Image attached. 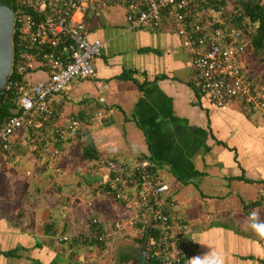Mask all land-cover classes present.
<instances>
[{"label":"crops","instance_id":"crops-1","mask_svg":"<svg viewBox=\"0 0 264 264\" xmlns=\"http://www.w3.org/2000/svg\"><path fill=\"white\" fill-rule=\"evenodd\" d=\"M246 2L264 9V0ZM225 3L238 8L234 0ZM84 24L88 41L103 42L92 64L94 80L105 88L73 80L62 110L98 111L101 122L80 125L56 144L53 160L22 142L11 161L0 159V253L19 249L14 263L0 254V264L22 258L35 264L48 250L54 259L57 248L63 256L55 236L62 228L74 235L89 216L109 231L120 223V236L128 214L108 192L106 173L94 175V168L106 160L130 167L140 159H149L153 176L169 185L173 231L188 250L183 264L209 249L221 252L226 264H264V240L247 219L256 210L264 221V118L236 102L218 110L197 95L189 54L170 23L128 30L123 10L112 6L89 9ZM246 38L244 71L264 99L263 67L252 61Z\"/></svg>","mask_w":264,"mask_h":264},{"label":"built area","instance_id":"built-area-1","mask_svg":"<svg viewBox=\"0 0 264 264\" xmlns=\"http://www.w3.org/2000/svg\"><path fill=\"white\" fill-rule=\"evenodd\" d=\"M12 33L15 34L11 68L20 77V86L7 81L14 111L0 123V159L6 158L21 142L53 160L56 144L65 141L80 125L100 124L98 111L83 116L64 113V95L73 80H91L97 90L105 88L94 80L93 59L103 42L88 41L84 20L89 9L120 7L128 30L159 29L170 23L190 57V66L199 94L216 109L239 103L264 118V99L247 76L242 63L245 52L246 17L225 0H10ZM18 48V50H16ZM16 50V52H15ZM15 53V59H14ZM13 61V62H12ZM10 68V70H11ZM11 72V71H10ZM38 79H25L26 76ZM102 102V98H97ZM49 148V149H48ZM148 159L132 166L112 160L98 163L94 175H107L112 198L126 210L125 223L136 227L149 216L156 239L146 238L151 264H183L187 248L174 233L167 200L169 185L152 178ZM109 231L89 216L85 227L72 237L82 242L105 244L115 237L117 223ZM58 240H65L61 236Z\"/></svg>","mask_w":264,"mask_h":264},{"label":"trees","instance_id":"trees-1","mask_svg":"<svg viewBox=\"0 0 264 264\" xmlns=\"http://www.w3.org/2000/svg\"><path fill=\"white\" fill-rule=\"evenodd\" d=\"M0 4L8 7L9 9L11 8V3L10 0H0ZM241 7V6H240ZM240 13L243 14L247 21L244 25V35L245 37L247 36V38L249 39V45L253 48V50L257 51H262L263 52V60H264V9L259 7L258 4L256 3H250V2H246L242 5L241 8H238ZM250 29V32H249ZM252 29V31H251ZM12 42L14 44V40H15V34H12ZM246 38V39H247ZM18 50V48L16 49ZM15 50V52H16ZM14 59H15V53H14ZM13 62V61H12ZM14 69V65L11 68V72L10 75L7 79V81H11L13 83H15L16 87L20 86L21 81L20 77L18 75H16ZM202 96L201 94H197ZM11 95L9 94L8 90L4 91V97L2 99V101H0V123H2L7 117H9L13 111L16 110L15 106L11 103L10 101ZM87 152V156H90L88 153V150L86 149L85 153ZM11 152L9 154H7V160L11 161V159L13 158V156H11ZM11 156V157H10ZM6 160V161H7ZM149 160V159H148ZM150 162V160H149ZM151 165V162H150ZM151 169V167H150ZM152 173V172H151ZM152 178L155 182L157 183H161V182H165L162 180H158L155 176H153L152 174ZM107 190L108 192L112 195L111 189L110 187L107 185ZM167 200H169L168 198H166ZM149 217V216H148ZM70 222L66 223L65 225L69 224ZM63 230H61L56 236L54 241L56 243L59 244V246H61L63 249H65V245L66 249H70L72 248L73 245L77 246V245H92L93 242H82L72 236H69V234H71L70 231H66V228H62ZM136 230H138L139 235L138 237L134 240V242L136 243H143L144 239H149L150 242H154L156 239V231L151 227V222L149 219V223L148 224H143L140 222L139 224L136 225ZM147 233V236H146ZM76 235V233H74ZM58 236H66L65 240H58L56 239V237ZM146 237V238H145ZM98 244V243H96ZM100 245V244H98ZM101 246V245H100ZM17 250L19 249H8L3 251L2 253H0L4 258H17ZM48 250V249H47ZM44 252V253H43ZM51 251H42L40 252V255L37 257V261H35V264H40L41 260H49L48 264H55L53 258H52V254L50 255ZM147 255V254H146ZM43 256V258L38 261L39 258H41ZM64 258V257H63ZM65 260L68 261V259L65 257ZM147 264H151L150 260L147 258Z\"/></svg>","mask_w":264,"mask_h":264},{"label":"rangeland","instance_id":"rangeland-1","mask_svg":"<svg viewBox=\"0 0 264 264\" xmlns=\"http://www.w3.org/2000/svg\"><path fill=\"white\" fill-rule=\"evenodd\" d=\"M237 3L238 8H241L242 5L244 4V2L246 0H234ZM241 6V7H240ZM252 31V29H251ZM250 32V29H249ZM248 45H249V39H248ZM250 46V45H249ZM250 48H252L250 46ZM249 48H248V52H249ZM252 51H255V53H252ZM252 54V61L255 62L258 65H262L261 67H263L261 70L262 72H264V60L262 58L263 56V52L262 51H257L256 50H250ZM255 68H252V71H248L250 72L249 75H255ZM253 75V76H254ZM264 76V73L261 74ZM38 75H35L33 78H37ZM197 91V89H196ZM198 92V91H197ZM90 124H92V122H90ZM84 144V143H83ZM18 168V173H17V178L19 180H23L24 179V175H26L24 173V169L22 167H20V165H17ZM32 206V205H31ZM27 211L30 209V206L26 207ZM27 215L29 216V211L27 213ZM95 217V216H94ZM97 218V217H96ZM99 221V219H98ZM81 230V229H80ZM56 235V234H55ZM139 233H137L136 227L133 226H127L123 229L122 233L120 234V236H115V237H111L109 238V240L105 243V244H101L98 245L96 243L93 242L92 245H73L72 249L69 253H66V251L68 249H66L65 245V249L64 250V255H56L58 254V248L55 251V255L54 256V262L55 264H120L125 263L123 261L127 260H135L137 259L136 257V248H140L141 244L140 243H136L134 242V240L138 237ZM147 236V233H146ZM92 242V241H91ZM134 244V245H133ZM131 245H133L131 247ZM105 249V250H104ZM62 247H61V251L59 253H62ZM52 251L54 252V250L52 249ZM24 257H26V255H30L32 256V254H28V253H23ZM126 255H129L126 258ZM64 257V258H63ZM65 257L68 259L65 260ZM7 261H11V263H14L15 260H11L6 259ZM123 260V261H122ZM21 261L20 264H28V261H26L25 259H21L18 260ZM122 261V262H121ZM48 260H41L40 264H48ZM29 264H33V263H29ZM54 264V263H53Z\"/></svg>","mask_w":264,"mask_h":264},{"label":"water","instance_id":"water-1","mask_svg":"<svg viewBox=\"0 0 264 264\" xmlns=\"http://www.w3.org/2000/svg\"><path fill=\"white\" fill-rule=\"evenodd\" d=\"M12 11L0 4V101L4 97V84L5 80L10 72L11 59H12V46H11V35H12ZM146 238V237H145ZM146 239L141 243V247L136 248L135 260H125L123 264H146ZM129 255H126V258ZM121 261V262H122ZM117 264V263H116ZM120 264V262H119ZM122 264V263H121Z\"/></svg>","mask_w":264,"mask_h":264},{"label":"clouds","instance_id":"clouds-1","mask_svg":"<svg viewBox=\"0 0 264 264\" xmlns=\"http://www.w3.org/2000/svg\"><path fill=\"white\" fill-rule=\"evenodd\" d=\"M9 75L10 72L5 80L4 91H6L5 85ZM247 219H248L249 227L256 233L259 239L264 240V221L260 220L258 212L256 210H253L252 212L249 213ZM196 243L200 245H206L199 241H197ZM188 264H226V260L221 252H217L214 249H209V251H207L202 256H194L188 259Z\"/></svg>","mask_w":264,"mask_h":264},{"label":"flooded vegetation","instance_id":"flooded-vegetation-1","mask_svg":"<svg viewBox=\"0 0 264 264\" xmlns=\"http://www.w3.org/2000/svg\"><path fill=\"white\" fill-rule=\"evenodd\" d=\"M10 10H11V9H10ZM12 34H13V33H12ZM12 36H13V35H11V46H12V53H13L14 48H13V42H12V39H13V38H12ZM146 264H147V262H146Z\"/></svg>","mask_w":264,"mask_h":264}]
</instances>
